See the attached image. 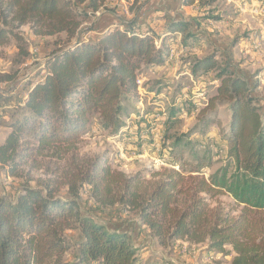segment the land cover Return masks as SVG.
I'll return each instance as SVG.
<instances>
[{
    "label": "trees",
    "instance_id": "1",
    "mask_svg": "<svg viewBox=\"0 0 264 264\" xmlns=\"http://www.w3.org/2000/svg\"><path fill=\"white\" fill-rule=\"evenodd\" d=\"M217 3L182 0V6L200 9ZM104 5L105 0H0V47L15 40L20 54L28 57L19 33L25 26L39 37L67 36L45 58L42 80L30 83L27 97L14 105L10 133L0 143V164L17 178L37 157L64 161L72 154L64 173L69 198L61 197L51 181L44 188L24 185L14 201L0 198V264H64L74 247L67 233L73 231L80 235L73 264H147L127 232L108 229L82 213L84 187L99 209L119 207L136 215L162 248L179 241L205 245L222 255L231 248L236 255L233 264H264V105L254 95L249 78L233 65L234 44L188 63L194 78L207 83L205 77L216 74L220 82L199 120L204 131L212 124L226 130L224 140L233 165L206 177L199 166L187 173L174 164L147 179L142 173L129 176L114 170L107 155L76 156L95 119L116 135L125 130L124 103L137 97L140 72L165 66L176 33L193 28L189 39L196 42L206 36L199 23L179 17L168 20L170 35L165 37L149 30L140 34L134 30L136 23L119 20L97 27L100 20L87 31L85 25ZM91 32L96 37L85 39V33ZM218 52L223 62L218 61ZM149 91L166 94L174 102L185 89ZM155 101L167 104L160 98ZM225 106L231 112L226 127L216 118ZM169 109L164 143L172 139L166 134L186 113L185 107ZM151 115L146 108L141 117L138 109L130 122L139 132ZM185 138L175 137L173 150L181 151ZM223 197L232 202L222 201Z\"/></svg>",
    "mask_w": 264,
    "mask_h": 264
},
{
    "label": "rangeland",
    "instance_id": "2",
    "mask_svg": "<svg viewBox=\"0 0 264 264\" xmlns=\"http://www.w3.org/2000/svg\"><path fill=\"white\" fill-rule=\"evenodd\" d=\"M152 1L153 3H151ZM254 1L257 3L256 7H253L255 8L253 10L254 17L246 15L239 17L240 13H235L234 11H230L229 13L225 10L226 1L219 0L212 8L198 9V13L203 16H197V23L201 25L208 20L212 23L209 24L210 26L213 23L219 24L227 19L230 14L231 17L239 18L242 21L247 20L254 25L251 30L240 27L233 38H230V42L233 41L234 44H237L242 42V39H249V35L253 34L255 40L256 38L259 39V43L256 44L258 48L252 51V55H247L245 52L242 53L241 50H237L236 55L238 60L233 57L232 62L242 75L249 78L254 89V95L258 98L260 104L264 105V0ZM158 2L160 0H138L137 2L135 0H105L104 7L90 19V22L85 27L89 31L100 20L104 21L106 25L117 21V16H119L121 19L132 24L136 23L134 30L140 34L149 30L155 33L156 36H162L164 26L158 24V27L153 31L148 26L149 24H146L150 20L152 23L153 21L163 20L162 18H164L166 12H161V9H164L166 4L161 6L162 4H158ZM145 4H152V11L143 13ZM103 11L105 14L100 17L99 21H96ZM156 12H159V15L157 14L156 16ZM141 13L145 15L143 18L139 17ZM152 13L155 16H152ZM169 17L175 18L176 16L170 14ZM258 18L262 20H257ZM137 23L141 24L140 26L143 28L137 25ZM104 24H100L97 27H101ZM200 27L204 31L207 30L204 26ZM192 29L189 28L186 33H182L183 40L186 41L183 45L189 49H194L195 47L196 49H200L201 46L195 40L189 39V33ZM19 33L23 35L26 41L29 51L28 57L20 54L15 40H12L7 46L0 47V142H4L10 133L8 125L16 115L14 105L22 103L25 90L30 83L40 80L38 79L39 77L43 78L40 75L45 58L53 50L62 46L67 39L66 34H61L57 37L36 36L29 26L22 27ZM95 34V32L85 33L84 37L87 40L93 39L96 37L94 36ZM208 47L207 53L211 54L214 49L211 44ZM170 50V48H167V51L170 52ZM190 53L181 60L183 62L182 68L176 70V72L173 71L169 77L165 71L155 72L153 70L151 72L146 69L142 70L139 75L144 78L145 83H148V89L155 92L162 91L163 93L172 87L175 93H180L181 90L185 89L191 99L200 104L199 108L202 112L208 100L216 94L220 82L216 79V74L205 77L207 80L206 85L202 84L204 83L202 78H194V82H191L190 77L185 75V73H189L190 71L188 63H192L197 57L196 55H190ZM179 57H182V55ZM217 57L219 62L224 61L222 53ZM4 83L9 85L4 86ZM13 92L15 94L12 95L11 93ZM200 94H203L206 101L203 100ZM139 100L140 96L137 94V97L125 101L126 113L122 118L128 124L124 130L125 132L122 131L120 132L121 134L116 135L110 130L105 129L100 121L95 119L90 133L82 137L78 150L75 153L76 156L81 159L84 157L93 158L107 155L114 170L123 172L129 176L142 173L147 179H150L154 173L162 169H172L174 164H179L180 167L176 168L177 170L187 173L192 168L199 166L206 177L225 168L230 163L233 165L229 157L228 144L224 140V131L226 130L219 128L217 124H212L206 131L202 130L199 120L201 112L196 113L195 116L191 114L195 110L193 102L183 103L189 114L188 116L182 115L174 129L166 134L168 137H172V139L164 143L166 120L170 106L160 101H155L153 96L147 95L144 98V103L147 111L150 110V114L152 113V115L149 118L150 122L143 125L138 132L136 123L134 124L130 120L136 117V113L140 108ZM11 101L13 105H8ZM221 110L222 112H220ZM230 114L228 106L221 107L216 118L222 121L224 126L223 121H227L230 118ZM221 130H223V133H221ZM175 137H187L185 138L186 140L183 139L180 145L181 151L179 152L172 148ZM71 158L72 154L64 161L37 157L27 167L21 169L20 177L17 178L10 177L8 168L0 164V198L5 197L14 201L24 185L44 188L47 181H51L53 187L59 188V195L61 197L69 198L68 179L64 177V173L69 168L68 163ZM88 192V188L86 187L80 191V210L82 213L90 215V217L108 229H118L127 232L132 239V244L138 248L140 256L143 257V263L233 264L236 255L232 252L231 248H227L226 255L210 252L205 245L195 246L181 241L172 242L166 248H162L150 232L140 225L136 215L124 212L119 207L101 210L90 199ZM221 200L226 203L232 202L228 197H223ZM67 235L74 247L65 255L63 263L73 264L76 252L75 243L80 235L78 231L68 232Z\"/></svg>",
    "mask_w": 264,
    "mask_h": 264
},
{
    "label": "crops",
    "instance_id": "3",
    "mask_svg": "<svg viewBox=\"0 0 264 264\" xmlns=\"http://www.w3.org/2000/svg\"><path fill=\"white\" fill-rule=\"evenodd\" d=\"M225 1H226V7H225L226 9L225 10H227V12H229V13H230V11H234L235 13H240L239 17H241V16L243 17L244 15L252 17L253 16V10L255 9L253 7H256V5H257V3H255L254 0H225ZM218 2H219V0H218ZM151 3H153V1ZM158 4H162L161 6L166 4V7L164 9H161L162 10L161 12H166L164 14V18H162L163 20L157 21V22L153 21V23L150 20L149 22L147 21L146 24H149L148 26H150L151 29H153V31L158 27V24H161V26H164V28L162 30L163 33L161 34L163 37L170 35V33L166 34L167 30H168V26H167L168 20L171 18V17H169L170 14L173 16L179 17V18H183L186 21H192V22H198L197 16H199V15L203 16V15L198 13V11H199L198 9H200L198 6L184 7V6H182V0H160V2H158ZM144 7L145 8L143 10V13L152 11L151 10L152 4H145ZM143 13H141L139 15V17L143 18L145 16ZM103 14H105L104 11L101 12V14L98 16L96 21H99L100 17ZM157 14L159 15V12H156V16H157ZM152 16H155V15L152 13ZM117 18L122 23L131 24V22L125 21V20L121 19V17H119V16H117ZM103 19H104V17H103ZM118 20H117V22H118ZM257 20H262V19L258 18ZM160 22H162V23H160ZM164 22H165V24H164ZM101 23L104 24V21H101ZM209 24H212V23L208 20L205 21V23H202L201 25L199 23L200 26H204L205 28H207V30L204 31L200 27V30H199V31L205 33V35H206L205 38H201L200 40L197 41V44L201 46L200 49H196V47L194 49L193 48L189 49V48L185 47L183 45L185 43L182 41L183 40L182 34L176 33L174 35L175 39H173V41L169 47L171 50L172 49L176 50L178 52V54H182V57H178V59H176L174 62H171L170 64L166 63L164 67L156 68V69H154V71L155 72L165 71V73L169 77L172 75L173 71L176 72V70L182 68L183 62L181 60L183 58L187 57L188 56L187 54L189 52H191L190 55H196L197 58L205 57L206 55L209 54V53H207V51H208L207 48H209L208 47L209 44L212 45V47L214 49L213 52L216 50L222 52L224 47L228 46L229 44H234L233 41L230 42V38H233V36L236 34L237 30L240 27H242L244 29L248 28L249 30H251L252 27H254V25H252L251 22H249L247 20L242 21L241 19L233 17V16L231 17L230 14L228 15V18L225 19L222 23H219V24L213 23V25H211L212 27ZM137 25L140 26L141 24L137 23ZM143 26H145V25H143ZM140 27H142V26H140ZM249 36H250L249 39L248 38L242 39V42L234 44V48L230 50V53L232 54V56L235 59L238 58L236 55L237 50H241L242 53L245 52L247 55L248 54L252 55V51H254L255 48H258L256 46V44L259 43V39L256 38V40H255L254 39L255 36L253 34H250ZM254 43H255V45H254ZM213 52H211V53H213ZM218 55L220 56L221 53L219 52ZM186 74L187 73H185V75ZM40 76L43 77V70H42ZM38 79L42 80L40 77ZM204 85H206V84H204ZM28 87H29V85H28ZM28 89L29 88H26L23 99H25L27 97ZM169 89L171 90L172 87ZM145 91H146V93H149V95L154 94V92L149 91L148 86L146 87ZM11 94L13 95V94H15V92H13ZM11 104L13 105L12 101L8 105H11ZM6 107H7V105H6ZM220 112H222V110ZM229 120H230V118H228L227 121H223L224 127H226L228 125ZM217 130H219V129H217ZM215 132H216V130H215ZM0 143H4V142H0Z\"/></svg>",
    "mask_w": 264,
    "mask_h": 264
},
{
    "label": "built area",
    "instance_id": "4",
    "mask_svg": "<svg viewBox=\"0 0 264 264\" xmlns=\"http://www.w3.org/2000/svg\"><path fill=\"white\" fill-rule=\"evenodd\" d=\"M156 45H159V42L156 41ZM186 51V50H185ZM182 54H178V52L174 49L170 50L169 52V57H168V60H167V64H170L171 62H174L176 59H178L179 56H181ZM154 73V72H153ZM186 75H188L190 77V80L191 82H194V77L192 76L191 73H187ZM137 84H138V94L140 96V100H139V105H140V116H144V112L146 110V107H145V103H144V98L149 95V93H146V83H145V80L144 78L139 75L138 76V80H137ZM203 85L206 84V83H202ZM6 85H9V84H6L4 83V86ZM151 96H153L154 99H162V100H165V102L171 107V106H174V107H184L183 103H188V102H193L194 106H195V110L191 113L192 116H195L196 113L200 112V108H199V105L198 103H196V101H193L189 95V93H187L186 91L180 93V94H177L176 97H175V100L174 102L171 101V99L169 98V96H167L166 94H160V95H157L156 93L152 94ZM200 96L203 97V100H205L203 94H200ZM207 106V105H205ZM185 116H188L187 114V111L185 113ZM178 168V167H176Z\"/></svg>",
    "mask_w": 264,
    "mask_h": 264
}]
</instances>
